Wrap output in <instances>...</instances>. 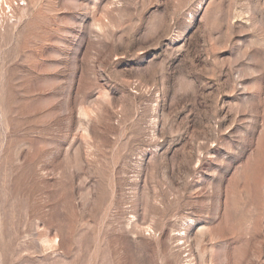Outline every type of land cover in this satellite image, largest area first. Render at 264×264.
Listing matches in <instances>:
<instances>
[{"label":"rangeland","instance_id":"374dc122","mask_svg":"<svg viewBox=\"0 0 264 264\" xmlns=\"http://www.w3.org/2000/svg\"><path fill=\"white\" fill-rule=\"evenodd\" d=\"M0 264H264V0H0Z\"/></svg>","mask_w":264,"mask_h":264}]
</instances>
